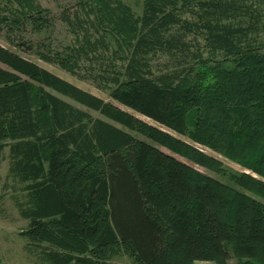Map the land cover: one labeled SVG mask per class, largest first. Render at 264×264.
Here are the masks:
<instances>
[{"label": "trees", "instance_id": "16d2710c", "mask_svg": "<svg viewBox=\"0 0 264 264\" xmlns=\"http://www.w3.org/2000/svg\"><path fill=\"white\" fill-rule=\"evenodd\" d=\"M91 2L117 44L135 43L136 52L150 36L168 53L179 44L162 36L181 25L170 10L177 0H144L136 20ZM16 3L0 25L47 27L32 0ZM202 6L207 58L192 54L187 70L156 77L131 60L106 80L110 101L0 45V165L7 152L8 176L26 193L21 235L41 250L40 262L113 264L124 255L130 264H264V47L231 22L235 5ZM66 61L55 63L71 72Z\"/></svg>", "mask_w": 264, "mask_h": 264}, {"label": "rangeland", "instance_id": "374dc122", "mask_svg": "<svg viewBox=\"0 0 264 264\" xmlns=\"http://www.w3.org/2000/svg\"><path fill=\"white\" fill-rule=\"evenodd\" d=\"M35 6L40 7L47 14V27L41 33L36 34L31 27L10 31L4 25H0V45L9 48L33 61L40 67L50 71L63 80L79 87L80 89L110 101L109 92L111 84L106 80H113L123 74L125 67L131 60L139 63L143 72H150L153 77L160 75L173 76L176 72L187 70L194 62L192 54L201 55L203 59L209 55L204 29L200 30L210 18L208 8L203 3L217 2L218 0H177L176 10L170 9L180 21L181 25L169 27V32L162 36H173L177 44L171 53L165 51V47L156 46V40L148 36L147 45L134 50L111 40L110 28L102 18V9L96 7L91 0H32ZM107 5L118 16L129 13L131 20L142 16L144 0H105ZM227 6L235 5L236 13L230 19L234 25L240 22L249 31L248 37L255 44L264 47V0H219ZM18 8L16 0H0V14L3 16L13 15V10ZM226 8V12L228 9ZM207 9V10H206ZM101 10V11H100ZM243 10L248 12L243 14ZM227 14V13H226ZM224 19L226 17H223ZM240 18V19H239ZM225 22V20H224ZM227 22V21H226ZM182 26V27H181ZM162 38V40H164ZM172 41L173 39L170 38ZM120 43V42H119ZM33 47L34 53L26 48ZM176 45V44H174ZM180 49L183 52H180ZM133 51L135 53H133ZM37 54L52 59V62L43 61ZM60 60H70L72 71L62 69L55 63L56 57ZM71 59L76 64L71 63ZM77 108H81L92 115L93 118H101L98 113L89 111L67 98H61ZM119 127L118 125H116ZM138 139L144 140L140 135ZM206 154L221 160L223 165L231 170L239 171L235 164L225 160L206 150L198 147ZM164 153H170L161 148ZM7 152L0 165V264H44L40 262L41 250L35 249L36 244L29 243L21 232L26 230L28 222L19 214L18 204L25 202L23 186L17 184L8 176ZM178 160L187 163L180 157ZM193 166V165H192ZM197 171L211 178L219 179L213 173L193 166ZM113 264H130V260L124 255H119L112 260ZM228 264H237L235 258H231Z\"/></svg>", "mask_w": 264, "mask_h": 264}]
</instances>
